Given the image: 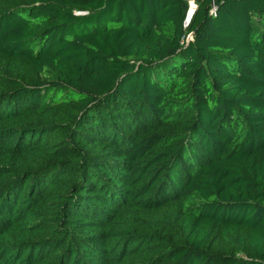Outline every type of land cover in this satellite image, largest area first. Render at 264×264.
Wrapping results in <instances>:
<instances>
[{
	"label": "trees",
	"instance_id": "trees-1",
	"mask_svg": "<svg viewBox=\"0 0 264 264\" xmlns=\"http://www.w3.org/2000/svg\"><path fill=\"white\" fill-rule=\"evenodd\" d=\"M195 3L0 0V264H264V0Z\"/></svg>",
	"mask_w": 264,
	"mask_h": 264
},
{
	"label": "built area",
	"instance_id": "built-area-1",
	"mask_svg": "<svg viewBox=\"0 0 264 264\" xmlns=\"http://www.w3.org/2000/svg\"><path fill=\"white\" fill-rule=\"evenodd\" d=\"M213 0H211L212 2ZM186 3H187V10H186V13H185V17H184V21H183V28H186L189 23H190V20L196 10V3H195V0H186ZM209 14H214V7L212 5V8L211 10L209 11ZM191 41V35L190 34H187L186 37L184 38V43H187Z\"/></svg>",
	"mask_w": 264,
	"mask_h": 264
}]
</instances>
